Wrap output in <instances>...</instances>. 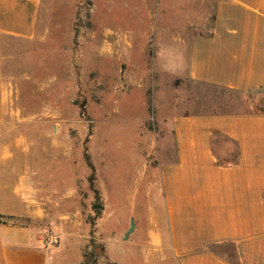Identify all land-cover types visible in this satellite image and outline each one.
Returning a JSON list of instances; mask_svg holds the SVG:
<instances>
[{
    "label": "crops",
    "instance_id": "1",
    "mask_svg": "<svg viewBox=\"0 0 264 264\" xmlns=\"http://www.w3.org/2000/svg\"><path fill=\"white\" fill-rule=\"evenodd\" d=\"M40 4L0 0V264H82L75 226L88 169L74 158L82 154L79 139L69 135L62 119L33 121L32 114L8 108L2 79L3 41L33 39ZM144 8L143 18L149 9ZM205 12L199 24L189 23L184 78L260 100L264 0H212ZM143 20L152 30L153 16ZM46 116L62 118L58 111ZM168 119L172 157L163 160L162 148L138 125L134 165L121 159V181L130 184L119 226L125 229L122 244L132 250L124 248L117 257L112 248L109 261L264 264V112L175 111ZM116 155L106 148L94 164L98 181L105 174L99 168L115 172ZM49 232L58 238L53 247L45 244Z\"/></svg>",
    "mask_w": 264,
    "mask_h": 264
},
{
    "label": "rangeland",
    "instance_id": "2",
    "mask_svg": "<svg viewBox=\"0 0 264 264\" xmlns=\"http://www.w3.org/2000/svg\"><path fill=\"white\" fill-rule=\"evenodd\" d=\"M128 2L129 8L124 0H41L34 38L2 43L8 108L32 114L33 121L62 119L82 148V154L74 155L77 165H86V155L97 164L106 148L118 154L114 176L109 168L98 167L105 174L98 181L95 170L90 189L87 170L79 188L81 214L75 232L80 234L82 264H114L107 257L112 248L117 257L124 248L132 250L122 244L125 229L119 226L125 216L121 199L130 184L121 181V159L134 165L138 125L162 148L165 160L173 156L171 112L264 110V97L242 98L184 78L193 28L189 23L199 24L212 0ZM144 4L151 9L144 18L153 16L152 30L143 20ZM50 111L62 118H46Z\"/></svg>",
    "mask_w": 264,
    "mask_h": 264
},
{
    "label": "trees",
    "instance_id": "3",
    "mask_svg": "<svg viewBox=\"0 0 264 264\" xmlns=\"http://www.w3.org/2000/svg\"><path fill=\"white\" fill-rule=\"evenodd\" d=\"M258 112H264V110H259ZM84 160H85L87 169L89 170V175L87 177V182L89 184L90 189H93V186H94V184L96 182L95 167L91 163V160H90L88 155H86L84 157ZM97 198H98V196H97ZM95 206H97V205H93L94 208L101 209V207H95Z\"/></svg>",
    "mask_w": 264,
    "mask_h": 264
},
{
    "label": "built area",
    "instance_id": "4",
    "mask_svg": "<svg viewBox=\"0 0 264 264\" xmlns=\"http://www.w3.org/2000/svg\"><path fill=\"white\" fill-rule=\"evenodd\" d=\"M46 246L53 247L58 244V238L52 232H49L45 238Z\"/></svg>",
    "mask_w": 264,
    "mask_h": 264
},
{
    "label": "water",
    "instance_id": "5",
    "mask_svg": "<svg viewBox=\"0 0 264 264\" xmlns=\"http://www.w3.org/2000/svg\"><path fill=\"white\" fill-rule=\"evenodd\" d=\"M132 229H133V224L131 223V224H130V229H129L128 233H130V232L132 231ZM125 238H126V237H125Z\"/></svg>",
    "mask_w": 264,
    "mask_h": 264
}]
</instances>
